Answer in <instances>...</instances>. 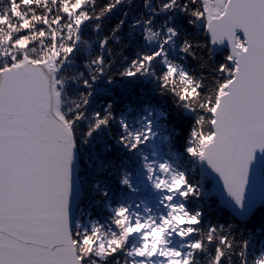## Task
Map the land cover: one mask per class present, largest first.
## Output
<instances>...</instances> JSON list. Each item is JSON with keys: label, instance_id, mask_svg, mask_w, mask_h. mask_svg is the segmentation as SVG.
Here are the masks:
<instances>
[{"label": "snow or ice", "instance_id": "1", "mask_svg": "<svg viewBox=\"0 0 264 264\" xmlns=\"http://www.w3.org/2000/svg\"><path fill=\"white\" fill-rule=\"evenodd\" d=\"M0 264H264V0H0Z\"/></svg>", "mask_w": 264, "mask_h": 264}]
</instances>
